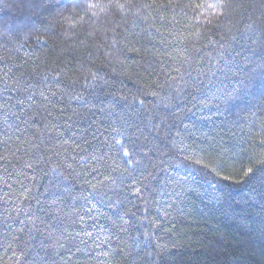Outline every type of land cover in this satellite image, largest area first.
Here are the masks:
<instances>
[{
    "label": "trees",
    "instance_id": "trees-1",
    "mask_svg": "<svg viewBox=\"0 0 264 264\" xmlns=\"http://www.w3.org/2000/svg\"><path fill=\"white\" fill-rule=\"evenodd\" d=\"M17 2L0 0V31H3L6 20L14 21L16 25L21 22L28 24L27 28L21 27L20 32L7 42V50L0 48V68L7 63L13 66L15 76L23 72L34 81L50 83L53 91L63 97H53L51 103L43 102L40 109L38 123L42 125L51 121L60 125L57 131L63 133L62 137L53 133L47 141V148L51 151H46V154H60L53 155L51 164L63 162L65 157L84 155V152L76 149V144L88 152L99 149L97 154L108 153L106 159L119 164L123 158L117 157L103 138L94 139V134L99 137L103 133L109 144L114 143L112 137L115 134L109 128L113 123L130 134L135 133L133 139L137 147L147 150L157 146L161 151L168 152L172 158L169 160L171 164L181 163L185 155L190 159L203 157L205 162H227L224 174H231L235 179L245 180L243 169L255 167L257 159L264 155V146L260 143L264 139V134H261L264 97L258 89H253L254 94L245 100L228 105L220 103L217 110V101L212 99V94L221 86V81L229 83L219 71L215 76L211 75L215 69L211 68L209 61L216 57L219 45L204 48L203 41L195 46L194 41H185L183 38L188 35L189 29L183 15L169 13L168 18L175 15L178 23L169 25L158 21L146 31L143 27L134 29L138 35L129 37L127 54L110 62L104 52L96 53L91 48L92 42L84 35L87 25L91 23L87 18L85 25L76 29L79 40L84 43L77 40L76 51L73 52L66 20L60 16H33L28 20L27 14L15 7ZM59 2L69 3V0ZM255 2L259 4V0ZM246 23L248 21L237 13L221 35L227 37L237 33ZM228 28H231V33ZM37 36L42 43H36ZM73 39L76 40L75 37ZM20 44L23 47L17 50ZM87 50L94 52L91 58L83 55ZM184 56L189 59L184 61ZM197 57L203 58V64H198ZM189 65L192 76L185 79L197 87L181 84L180 91H174L168 84L169 77L177 75L175 68L179 67L183 72ZM65 70L66 74L59 81L54 79L57 73ZM90 73H98L108 83L94 82L95 87H84L82 81L85 78L91 80ZM44 76L49 79L44 81ZM73 80L75 83H72ZM161 84L163 88L159 87ZM153 91L159 95H150ZM74 93L81 94L84 100H69ZM137 97L145 101L144 105L139 104ZM15 110L19 113L20 106ZM24 118V115L20 116L21 120ZM8 124L24 127L16 117H11ZM5 132L13 139L7 148L0 145V154L9 155L15 163L11 152L20 148L17 155L23 154L28 147L25 141L31 139V133H13V129L0 118V139L4 138ZM85 140L91 143L85 144ZM4 163L0 161V176L8 179L3 172ZM80 171L77 166V172ZM45 172L48 175H44ZM112 175L116 178L115 183L109 188V182H105L102 189L106 194L105 203L98 204L99 211L82 213L89 226L98 221L105 229L111 230L110 233H99L101 239L111 235L109 243L115 251L108 257L100 254L108 250V244L101 249L90 240L87 243L77 240L70 243L68 248L61 249L58 255H52L50 249L46 254V250L40 247L39 242L44 238L40 232L34 231L32 235L35 239L30 238L32 223L29 217L36 211L32 196L49 202L53 198H62L57 204H50L51 215L40 213L46 220L52 219L57 208L71 212L70 198L63 192L64 184L61 182L60 187H55V179L53 184L48 183L50 178L56 176L50 166H43L34 182L25 181L33 189L28 194V201L23 199L24 190L16 182L15 174L9 181L11 189L0 181V264H264V208L259 195L251 198L252 186L259 189L256 181L252 184L246 180L241 184L219 181L218 188L223 187L224 190L214 191L198 176L192 184L193 191H185L180 196L166 194L161 199L162 208L169 213L165 218L156 211L155 206L147 214L143 213L142 201L132 194L133 178L137 173L129 176L117 170ZM87 178L93 183L102 179L97 173ZM72 182L77 185L75 192L79 193L78 185L84 183V176H76ZM84 187L88 188V185ZM145 196L150 201L153 198L147 192ZM30 204L32 211H29ZM108 204L116 206L108 207ZM132 213L136 215L132 216ZM60 215L70 232L81 229L76 215ZM90 215L96 216L97 220L90 219ZM72 220H77V223L73 224ZM56 226H60L59 222ZM148 229H151L152 235L146 238L144 232ZM119 249H123V254L119 253Z\"/></svg>",
    "mask_w": 264,
    "mask_h": 264
},
{
    "label": "snow or ice",
    "instance_id": "snow-or-ice-1",
    "mask_svg": "<svg viewBox=\"0 0 264 264\" xmlns=\"http://www.w3.org/2000/svg\"><path fill=\"white\" fill-rule=\"evenodd\" d=\"M15 7L25 12L28 20H31L33 16H44L45 18L60 16L66 20L68 31L71 32L68 39L72 41L70 47L73 52L76 51V42L79 40L76 29L83 27L87 18V21H91V23L87 25L84 35L92 42L91 48L96 53L104 52L110 62L111 60H119L121 56L127 54L129 37L138 35L133 31L134 29L143 27L146 31L153 28L158 21L167 22L169 25L178 23L175 15H172L171 19L168 16L169 13H179L187 20L186 27L189 29L188 35L183 38L185 41H194V46L203 41L204 48L219 45L216 50V57L209 61L211 68L215 69L211 71V75L215 76L219 71L229 83L224 84L221 81V86L216 88L212 94V99L217 101V110H219L220 103L228 105L234 101L245 100L247 96L254 94L253 89H258L260 95L264 97V0H259V4L255 0H187V2L184 0H69V3H60L59 0H18ZM189 13L192 15L190 16ZM237 13L248 23L243 29H238L237 33L227 37L221 35L228 24L232 22V17ZM21 27L27 28L28 24L21 22L20 25H16L14 21H4L3 31H0V40L5 42H0V48L7 50V42L12 40L13 35L20 32ZM228 31L231 33V28H228ZM156 32L159 34L158 28ZM74 37L76 40L73 39ZM79 42L84 43L83 40H79ZM36 43H42L39 36L36 37ZM43 43L46 44V41ZM22 47L23 44L17 45V50ZM202 50L197 49V51ZM208 54L211 56V52ZM83 55L91 58L94 52L87 50ZM182 59L187 61L189 57L184 56ZM197 61L198 64H203L202 57H197ZM174 71L177 75L170 76L168 80L169 86L174 91H180L181 84L193 88L197 87L195 83L189 84L188 80L185 79V77L192 76L191 65L183 72L179 67L175 68ZM64 74H66V70L57 73L54 79L59 81ZM90 76L91 80L85 78L82 81L84 87H95L94 82L108 83L98 73H90ZM48 79L47 76L43 77L44 81ZM173 81H179V83H173ZM72 83H75V80ZM159 87L163 88L164 85L161 84ZM149 94L152 96L159 95L156 91ZM58 96L60 94L53 91L50 83L34 81L31 76H27L23 72L20 76H15L13 66H9L7 63L4 64L3 68H0V118L3 119L7 127L13 129V133H31V139L25 141L28 147L24 149L23 154L17 155L20 153V148H16L14 152L9 150L11 156L15 158V163L9 155L0 154V161L5 162L3 172L8 177V179H4L3 176H0V181H3L4 185L11 189L12 184L9 181L13 179L15 174L16 182L24 190L23 199L28 201L30 199L28 194L33 189L25 181L34 182L37 179L38 171L43 170V166H50L51 171L56 176L50 178L48 183L53 184L55 179L57 183L54 186L60 187L62 182L64 184L63 192L70 198L71 202V212L57 208L52 219L46 220L45 216L40 215V213L51 215L50 204H57L62 198H53L49 202L36 196L31 197V200L35 201L36 211L29 217L32 223L29 236L31 239H35V236L32 235L34 231L43 235L44 238L39 243L40 247L46 250V254L47 250L50 249L52 255H58L61 249L68 248L70 243L77 240L81 243H87L90 240L96 244L97 248L101 249L105 244H108V250L101 251L100 254L104 257L113 254L115 250L109 243L111 235H107L104 239H101L99 235V233H110L111 230L105 229L104 225L99 224L98 221L89 226L85 221L84 214H91L94 210L99 211L98 204L105 203L104 196L106 194L102 191L105 182H109L108 187L110 188L116 179L112 173L117 170L129 176H132L133 173L138 174L133 178L132 194L142 201L143 213L145 214L155 206L156 211L162 213L166 218L169 213L167 209L162 208L161 199L166 194L180 196L185 191H193L192 184L196 182L198 176L214 191L224 190L223 187L218 188L219 181H231L235 184L244 183L245 180L249 184L256 181L259 184V189L255 185L252 186L251 198L254 199L259 195L261 206L264 208V155L257 159L255 167L247 166L243 169L242 176L245 180L235 179L231 174H224L227 170V162L215 160L205 162L203 157L190 159L188 155H185L181 163L171 164L169 160L172 158L168 152L161 151L157 146L149 147L147 150L137 147L133 139L135 133L130 134L126 129L122 130L114 123L109 126L111 133L115 134L112 137L114 143L109 144L103 133L99 137L94 134V139L103 138L110 150L116 152L117 157L123 158L119 164H116L115 161L109 162L106 159L108 153L97 154L99 149L88 152L87 149L81 148L80 144H76L75 147L84 152V155L65 157L63 162L57 161L55 164H51L53 155L58 156L60 154L53 152L47 155L46 151H51L47 148V141L52 138L53 133L59 137H62L63 133L57 131L60 128L58 124L49 121L41 125L38 121L43 102L51 103L52 98ZM60 99L63 97L60 96ZM124 99L126 100L127 97ZM137 99L140 105H144L143 99H139V97ZM69 100L83 101L84 97L79 93H74L69 96ZM17 106H20L19 113L15 110ZM205 107L208 105L205 104ZM21 115L25 116L23 120L20 119ZM11 117H16L24 127L8 124ZM244 119L247 120V117ZM137 131L142 130L137 129ZM261 134H264V124L261 125ZM12 139L13 136L5 132L4 138L0 139V145L7 148ZM64 143L67 144V141L65 140ZM84 143L90 144L91 142L85 140ZM260 143L261 146H264V139H261ZM117 146H119L118 151ZM93 147L95 148V146ZM25 156L28 158L25 159ZM190 165L196 167L193 168ZM77 166L80 167V172H77ZM10 167L11 171H9ZM93 173L99 174L102 179L93 183L87 178ZM44 175H48V173L45 172ZM80 175L84 176V183L78 185L80 191L76 193L77 185L72 180ZM209 176L212 179H208ZM85 184L88 185V188L84 187ZM44 191L47 192L48 189L45 188ZM146 192L152 195L151 201L145 196ZM117 203L122 202L117 201ZM115 206L116 204H108V207ZM32 207L30 204L29 211H32ZM61 213L67 217L76 215L82 225L81 229L70 232L67 226L63 224ZM135 215L132 213V216ZM89 218L94 221L97 220L96 216L90 215ZM57 222L60 224L59 227L56 226ZM71 222L75 224L77 220ZM125 223L128 221L125 220ZM150 223H154V221H150ZM39 225H43V227L41 228ZM144 235L146 238L152 235L151 229L145 231ZM119 253L123 254V249H119Z\"/></svg>",
    "mask_w": 264,
    "mask_h": 264
}]
</instances>
